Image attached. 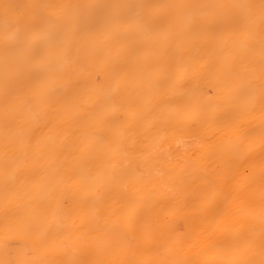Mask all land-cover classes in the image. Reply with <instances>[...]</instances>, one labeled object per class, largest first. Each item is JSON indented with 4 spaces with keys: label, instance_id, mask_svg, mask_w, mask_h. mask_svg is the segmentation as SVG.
<instances>
[{
    "label": "bare ground",
    "instance_id": "bare-ground-1",
    "mask_svg": "<svg viewBox=\"0 0 264 264\" xmlns=\"http://www.w3.org/2000/svg\"><path fill=\"white\" fill-rule=\"evenodd\" d=\"M0 264H264V0H0Z\"/></svg>",
    "mask_w": 264,
    "mask_h": 264
}]
</instances>
